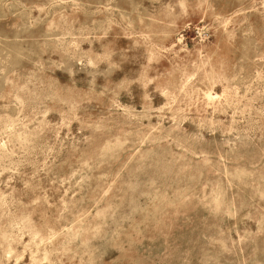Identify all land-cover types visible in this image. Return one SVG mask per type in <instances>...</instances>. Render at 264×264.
<instances>
[{
	"label": "rangeland",
	"instance_id": "374dc122",
	"mask_svg": "<svg viewBox=\"0 0 264 264\" xmlns=\"http://www.w3.org/2000/svg\"><path fill=\"white\" fill-rule=\"evenodd\" d=\"M0 264H264V0H0Z\"/></svg>",
	"mask_w": 264,
	"mask_h": 264
}]
</instances>
